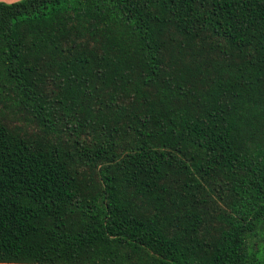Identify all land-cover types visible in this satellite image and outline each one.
<instances>
[{
	"label": "trees",
	"instance_id": "trees-1",
	"mask_svg": "<svg viewBox=\"0 0 264 264\" xmlns=\"http://www.w3.org/2000/svg\"><path fill=\"white\" fill-rule=\"evenodd\" d=\"M0 264H264V0L0 1Z\"/></svg>",
	"mask_w": 264,
	"mask_h": 264
},
{
	"label": "crops",
	"instance_id": "crops-1",
	"mask_svg": "<svg viewBox=\"0 0 264 264\" xmlns=\"http://www.w3.org/2000/svg\"><path fill=\"white\" fill-rule=\"evenodd\" d=\"M0 1H4V2H14V1H17V0H0Z\"/></svg>",
	"mask_w": 264,
	"mask_h": 264
}]
</instances>
